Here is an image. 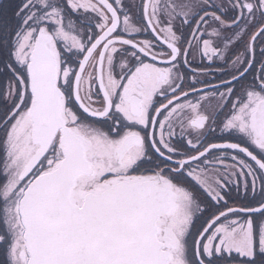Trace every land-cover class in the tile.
I'll return each mask as SVG.
<instances>
[{
  "label": "snow or ice",
  "instance_id": "obj_1",
  "mask_svg": "<svg viewBox=\"0 0 264 264\" xmlns=\"http://www.w3.org/2000/svg\"><path fill=\"white\" fill-rule=\"evenodd\" d=\"M0 264H264V0H0Z\"/></svg>",
  "mask_w": 264,
  "mask_h": 264
}]
</instances>
